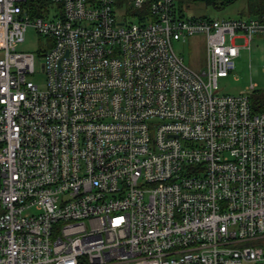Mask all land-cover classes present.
<instances>
[{"label": "built area", "instance_id": "obj_1", "mask_svg": "<svg viewBox=\"0 0 264 264\" xmlns=\"http://www.w3.org/2000/svg\"><path fill=\"white\" fill-rule=\"evenodd\" d=\"M116 1L0 0V264H264V98L218 87L264 12ZM192 33L199 71L172 45Z\"/></svg>", "mask_w": 264, "mask_h": 264}, {"label": "rangeland", "instance_id": "obj_2", "mask_svg": "<svg viewBox=\"0 0 264 264\" xmlns=\"http://www.w3.org/2000/svg\"><path fill=\"white\" fill-rule=\"evenodd\" d=\"M116 4L120 11L129 9L138 13L139 9L130 7L128 0H117ZM264 10V0H235L223 9H213L201 3L195 4L187 9L185 15H206L213 18H239L255 16L257 10ZM128 20H136L129 18ZM1 38V30H0ZM242 42V40H238ZM49 39L47 36L39 34L32 26H28L24 31V41L14 45L15 50L30 51L36 54V73L31 78L39 86L44 84L45 74L40 68L42 57L37 54L38 49H46ZM174 50L182 56L183 61L194 70H201L205 67V36L201 33H192L186 37L185 41L173 40ZM256 83L257 92L264 91V35L255 34L251 40V47L240 48L239 54L234 59V66L229 73L218 78L220 92L227 94H238L245 91L250 82Z\"/></svg>", "mask_w": 264, "mask_h": 264}, {"label": "trees", "instance_id": "obj_3", "mask_svg": "<svg viewBox=\"0 0 264 264\" xmlns=\"http://www.w3.org/2000/svg\"><path fill=\"white\" fill-rule=\"evenodd\" d=\"M235 0H175L176 8L180 13H184L190 7H193L197 3H201L204 6H210L213 9H223ZM46 3V0H28L27 5L33 13L40 14V6ZM264 12L262 8L257 10L254 14L260 15ZM258 93V94H257ZM252 95L253 107H259V96L264 98V91L257 92Z\"/></svg>", "mask_w": 264, "mask_h": 264}]
</instances>
